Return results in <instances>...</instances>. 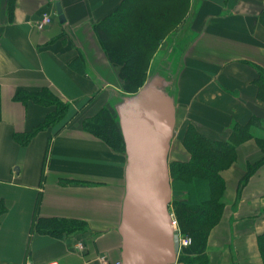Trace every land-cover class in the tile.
Here are the masks:
<instances>
[{"label": "crops", "instance_id": "crops-1", "mask_svg": "<svg viewBox=\"0 0 264 264\" xmlns=\"http://www.w3.org/2000/svg\"><path fill=\"white\" fill-rule=\"evenodd\" d=\"M122 1L60 0L61 22L56 0H0V264L122 261L126 163L85 127L121 96L120 66L96 24ZM192 3L194 35L166 81L177 110L169 162L191 159L183 143L190 126L236 143L234 161L221 171L226 204L206 254L209 264H264V0ZM44 13L52 22L39 28ZM19 91L48 101L20 100ZM59 103L67 108L57 115ZM49 116L27 142L17 140ZM245 127L250 136L237 140ZM172 187L173 199L187 198L185 188ZM42 218L78 220L85 229L56 235L39 229Z\"/></svg>", "mask_w": 264, "mask_h": 264}, {"label": "trees", "instance_id": "trees-1", "mask_svg": "<svg viewBox=\"0 0 264 264\" xmlns=\"http://www.w3.org/2000/svg\"><path fill=\"white\" fill-rule=\"evenodd\" d=\"M190 5L191 0H123L115 12L96 24L100 41L110 59L120 66V76L125 85L137 82L145 53L159 47L163 31L179 25ZM157 21L161 23L156 25ZM16 98L48 101L42 95H32L25 91H19ZM66 108V104L59 103L57 115L63 113ZM53 120L54 118L49 116L38 129L25 135H17V140L27 142L37 130ZM113 123V113L110 108L105 107L95 116L86 119L85 127L115 150H119L120 146L125 149L120 124ZM247 129L249 128H238L235 138L242 140L250 136ZM185 145L192 154L191 159L181 161L176 167L170 165L173 185L180 183L181 187L188 191L187 198L173 199L171 211L178 221L182 235L192 238V244L183 248L178 261L182 264H209L206 254L208 235L219 221L226 204V183L221 171L234 161L236 143L231 140H213L190 126ZM249 168L246 177L255 169L252 166ZM5 210V206H1L0 215ZM72 223L79 224L75 225V228ZM38 227L56 235L85 229L81 221L55 218L40 219ZM259 245L264 260V233L259 236Z\"/></svg>", "mask_w": 264, "mask_h": 264}, {"label": "water", "instance_id": "water-1", "mask_svg": "<svg viewBox=\"0 0 264 264\" xmlns=\"http://www.w3.org/2000/svg\"><path fill=\"white\" fill-rule=\"evenodd\" d=\"M56 9L65 22L60 0ZM115 110L127 155L119 225L122 264H176L182 247L170 206L169 162L177 122L175 98L166 89L164 76L155 74Z\"/></svg>", "mask_w": 264, "mask_h": 264}, {"label": "rangeland", "instance_id": "rangeland-1", "mask_svg": "<svg viewBox=\"0 0 264 264\" xmlns=\"http://www.w3.org/2000/svg\"><path fill=\"white\" fill-rule=\"evenodd\" d=\"M192 4L193 3L191 0L190 9L186 13V15L183 17L179 25L163 31L162 41L159 47L155 50L148 51L145 53L142 69L137 76V80H136L137 82L135 83L131 82L129 85H125L124 80H122L121 96L119 97L118 102L123 100L125 97L136 93L140 88L139 86L146 83L149 80V78L155 74H160L164 76L165 86H166V81H168L169 79L174 80L175 68L178 66V62H179V59L183 51L185 50L186 46L189 44V42L191 41L194 35V30L192 29V22H191V17L193 16ZM155 23L156 25H159L161 22L157 21ZM129 35H131L130 29H129ZM134 90H137V91L135 92ZM116 104L110 107V111L113 113V117H114V123H113L114 125L119 122V119H118V116L115 110ZM60 112H61V109H60ZM182 133H183V128H182V124L180 120L178 129L176 131L177 139H182L183 137ZM183 143L185 145V139ZM119 148L120 149L117 151L121 153L122 161H123L122 165H125L127 161L126 151L125 149H123L122 146H120ZM180 162L181 161L171 160L170 165H172L173 167H176L179 165ZM176 186L179 187L181 186V184L178 183L176 184ZM78 224L79 223H72L71 225L76 228ZM184 247H187V246H184ZM184 247H182L181 252L183 251Z\"/></svg>", "mask_w": 264, "mask_h": 264}, {"label": "built area", "instance_id": "built-area-1", "mask_svg": "<svg viewBox=\"0 0 264 264\" xmlns=\"http://www.w3.org/2000/svg\"><path fill=\"white\" fill-rule=\"evenodd\" d=\"M51 22H52V16L50 14H48V13H44L42 19L38 23V27L39 28H44L48 24H50ZM173 223H174L175 228L179 230L180 238H181V247L188 246V245L192 244V238L190 236H186L185 237V236L182 235V233H181V231L179 229L178 221H177L175 215H174ZM103 259L106 260V257L103 256ZM50 264H53V263H50ZM117 264H122V261L121 260L117 261Z\"/></svg>", "mask_w": 264, "mask_h": 264}]
</instances>
